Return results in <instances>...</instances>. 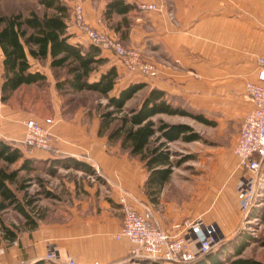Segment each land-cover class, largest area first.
Instances as JSON below:
<instances>
[{
	"label": "crops",
	"instance_id": "obj_1",
	"mask_svg": "<svg viewBox=\"0 0 264 264\" xmlns=\"http://www.w3.org/2000/svg\"><path fill=\"white\" fill-rule=\"evenodd\" d=\"M63 1L70 8L67 32L71 43L89 45L74 22L76 4L82 6L92 27L117 36L111 22L103 19L108 0ZM126 1L136 7L130 13L123 45L139 50L156 65L157 74L131 75L110 50H101L108 60L102 69L115 66L118 74L112 94L135 83L145 85L136 96L163 92L170 105L199 115L205 122L163 114L153 121L189 126L201 140L168 143L171 161L176 163L177 154L182 161L172 168L159 194L150 197L145 190L144 163L122 151L119 144L98 136L100 119L95 110L82 106L72 114H62L49 60L43 64L30 59L31 69L44 73L50 85L52 113L46 118L54 122L52 150L19 148L25 158L51 165L66 179L56 187L53 206L43 212L37 227L22 233L16 245L0 246L5 264H34L48 253L55 255L57 263L70 257L76 264H117L132 248L128 239H116L122 226V201L138 211H151L170 234L185 219L216 225L220 241L229 240L237 229L242 214L235 200L242 172L233 149L242 121L253 109L245 88L255 81L256 58L264 56V0ZM141 2L162 8L143 11L137 7ZM32 115L31 109L20 104L0 103V138L19 145L24 121ZM76 162L84 169L75 168Z\"/></svg>",
	"mask_w": 264,
	"mask_h": 264
},
{
	"label": "trees",
	"instance_id": "obj_2",
	"mask_svg": "<svg viewBox=\"0 0 264 264\" xmlns=\"http://www.w3.org/2000/svg\"><path fill=\"white\" fill-rule=\"evenodd\" d=\"M44 9L42 14L31 10L26 15L22 13L0 14V102L2 104H20L25 109L35 110L42 105L45 93L36 95L32 90L48 89L49 83L44 73L32 70L30 59L41 63L49 60L54 87L61 102L62 114H72L79 107L91 104L81 103L78 99L82 94L95 96L104 100L105 104L97 103L94 107L99 115L100 124L98 136L106 137L110 144H119L122 151L130 157L139 158L148 172L145 190L148 196H157L162 186L169 180L174 163L170 159L168 143L182 140L195 142L201 137L186 125H169L162 120L153 121L157 115L189 117L205 122L199 115H194L184 109L170 105L163 92L152 90L134 107L126 109L136 93L142 90L144 84H131L113 95L118 74L115 66L102 69L108 62L101 55V49L89 43L88 46L74 44L69 41L67 19L70 8L63 0H36ZM135 5L126 0H108L103 12V19L111 22L118 39L123 43L130 29V13ZM117 17V18H116ZM95 73L98 76L92 79ZM31 92L28 93L27 90ZM42 92V91H41ZM16 100V104L13 101ZM47 117L52 113L51 97L48 108L44 109ZM41 118V117H39ZM48 119V118H41ZM20 145L10 143L0 138V213L12 207L24 220L26 230H34L41 218H35L33 209L27 211L16 197L10 186L19 190L20 172H34L35 160L24 157ZM16 164L17 167L12 169ZM66 166V165H64ZM75 168L84 169V165L74 163ZM54 173V171H50ZM19 185V186H18ZM47 198L53 197L50 193ZM28 206L32 202L27 201ZM249 217L257 218L264 223V212L250 211ZM0 246L2 241L7 246L17 241L19 233L6 227L0 218ZM221 244V243H220ZM224 244L222 245V247ZM245 248L244 244L233 248L231 255L237 258L231 264H257L254 261L239 258ZM229 253L225 250L211 251L207 255L198 256L187 264H221ZM226 256V257H225ZM34 264H45L39 261ZM146 264H164L147 261Z\"/></svg>",
	"mask_w": 264,
	"mask_h": 264
},
{
	"label": "built area",
	"instance_id": "obj_3",
	"mask_svg": "<svg viewBox=\"0 0 264 264\" xmlns=\"http://www.w3.org/2000/svg\"><path fill=\"white\" fill-rule=\"evenodd\" d=\"M143 11H157L162 7L152 2L137 5ZM75 25L85 34L90 44L101 50H110L131 75L155 76L157 67L144 59L139 50L123 45L117 36L92 27L84 17L82 6L73 8ZM255 81L246 84V93L253 109L244 117L239 138L233 152L238 158L242 172L235 203L244 217L258 196L259 174L264 162V56L256 58ZM1 103V102H0ZM53 120L29 118L24 121L25 133L19 145L25 149L52 150ZM122 226L116 239L126 238L132 244L130 256L164 264H187L198 256L210 253L219 243V232L214 224L201 219H185L176 226L175 232L164 231L155 221L151 211H138L122 201ZM17 244V241L12 243ZM44 262L76 264L70 257L57 263L53 253H48ZM0 264H5L4 250L0 248ZM97 264V263H95Z\"/></svg>",
	"mask_w": 264,
	"mask_h": 264
},
{
	"label": "rangeland",
	"instance_id": "obj_4",
	"mask_svg": "<svg viewBox=\"0 0 264 264\" xmlns=\"http://www.w3.org/2000/svg\"><path fill=\"white\" fill-rule=\"evenodd\" d=\"M31 10L36 11L39 14L44 12V9L36 2V0H0V14H10V13H22L26 15ZM44 64V62H42ZM42 91V92H41ZM28 93L31 91L28 89ZM32 92L36 95L39 93L40 95L46 94L45 97H42L41 101L42 105L35 110V114L30 118H46L44 115L47 114L44 109L48 108V104L50 103V87L48 89H36L32 90ZM142 94L135 96L131 101H129L126 105V109L130 107H134L140 103L142 100ZM81 103L91 104V109L95 110V106L97 103L105 104L104 100H98L95 96L89 94H82L78 97ZM13 104H16V100L13 101ZM50 116V115H49ZM41 117V118H39ZM180 154H177V158L174 160L175 162H181L182 157L179 158ZM18 164L12 167L15 169ZM182 167V166H181ZM184 167V166H183ZM52 166L45 165L43 163H36L34 165V172L30 174H25V172H20L18 176V183L22 186L19 190L17 187L10 186L14 191L16 197L25 206L27 211H31L33 209L35 218H41L43 212L52 207L53 199L55 197L54 193H57L56 187H58L62 183V179H66V175L63 173H58L57 170H52ZM50 171H54V173H50ZM258 196L253 202L250 211H258L260 213L264 212V175L259 174V182H258ZM19 186V185H18ZM46 193H50L53 197L47 198ZM60 195L65 196L63 192H60ZM27 201L32 202L30 206H28ZM250 211L243 217H241L237 229L234 231L233 235L229 240L223 241L219 240V243L214 248L213 251L225 250V253H229V255L224 258L221 264H231L237 258H233L231 255L233 248L237 245L244 244L245 248L239 258L247 259L250 261H254L257 264H264V223L257 218L252 219L249 217ZM0 218L3 221L4 225L12 230H15L19 233V236L26 231V226L24 225V220L17 211H15L12 207L0 213ZM1 239V233H0ZM221 243V244H220ZM224 246L222 247V245ZM7 244L2 241V247H6ZM147 259L144 258H134L132 256H128L117 264H146ZM24 264V263H20ZM47 264H54L47 263Z\"/></svg>",
	"mask_w": 264,
	"mask_h": 264
}]
</instances>
